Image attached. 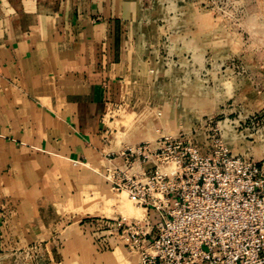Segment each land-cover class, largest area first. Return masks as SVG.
<instances>
[{
	"label": "crops",
	"instance_id": "1",
	"mask_svg": "<svg viewBox=\"0 0 264 264\" xmlns=\"http://www.w3.org/2000/svg\"><path fill=\"white\" fill-rule=\"evenodd\" d=\"M135 12L0 0V264L129 263L102 221L118 214L110 173L135 147L109 128Z\"/></svg>",
	"mask_w": 264,
	"mask_h": 264
},
{
	"label": "rangeland",
	"instance_id": "2",
	"mask_svg": "<svg viewBox=\"0 0 264 264\" xmlns=\"http://www.w3.org/2000/svg\"><path fill=\"white\" fill-rule=\"evenodd\" d=\"M129 1L130 69L109 114L112 136L128 146L182 138L264 161V0ZM113 202L118 214L104 221L147 217L124 191ZM119 259L139 264L129 250Z\"/></svg>",
	"mask_w": 264,
	"mask_h": 264
},
{
	"label": "built area",
	"instance_id": "3",
	"mask_svg": "<svg viewBox=\"0 0 264 264\" xmlns=\"http://www.w3.org/2000/svg\"><path fill=\"white\" fill-rule=\"evenodd\" d=\"M123 156L125 168L110 173L113 190L147 217L102 223L139 264H264V161L225 148L204 153L182 138Z\"/></svg>",
	"mask_w": 264,
	"mask_h": 264
}]
</instances>
